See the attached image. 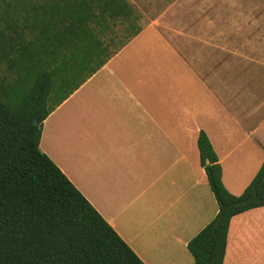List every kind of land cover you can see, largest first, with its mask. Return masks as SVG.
I'll return each mask as SVG.
<instances>
[{
  "label": "crops",
  "instance_id": "0c3cea01",
  "mask_svg": "<svg viewBox=\"0 0 264 264\" xmlns=\"http://www.w3.org/2000/svg\"><path fill=\"white\" fill-rule=\"evenodd\" d=\"M125 1L103 31L114 52L46 116L39 147L145 264H193L187 243L218 211L199 131L232 194L264 158V0ZM149 68L168 69L169 91L160 78L145 93ZM223 264H264V206L231 218Z\"/></svg>",
  "mask_w": 264,
  "mask_h": 264
},
{
  "label": "trees",
  "instance_id": "16d2710c",
  "mask_svg": "<svg viewBox=\"0 0 264 264\" xmlns=\"http://www.w3.org/2000/svg\"><path fill=\"white\" fill-rule=\"evenodd\" d=\"M125 7L0 0V264H145L39 147L46 116L114 52L103 31ZM196 142L218 211L187 249L193 264H223L231 218L264 206V158L235 195L203 130Z\"/></svg>",
  "mask_w": 264,
  "mask_h": 264
},
{
  "label": "rangeland",
  "instance_id": "374dc122",
  "mask_svg": "<svg viewBox=\"0 0 264 264\" xmlns=\"http://www.w3.org/2000/svg\"><path fill=\"white\" fill-rule=\"evenodd\" d=\"M119 36H121V34H119ZM111 68H113V70L119 69L117 67H114L113 65L111 66ZM122 71V74H126V71H130V75H133L134 73L136 74L137 71H139V74H136L138 78L141 77L142 73H141V68H122L120 69ZM173 71V69H172ZM168 69H155V68H149V69H145V93L148 94H152V93H158L162 87V84L160 83L159 79L162 80L163 83V87L165 91H169V85L168 83L171 81L172 76H168L167 75ZM151 74V76H149L148 74ZM4 70H3V66L0 65V78L2 77V75H4ZM135 84H138L140 82H138L137 80H134ZM138 86V85H137ZM183 93H190L192 95H205V90L203 88V85H183ZM206 95H211L210 92L206 91ZM214 95H220L218 94H214ZM221 102V99L219 100ZM214 108L215 110H217L218 112H221V104H219L215 99H214ZM231 111H233L231 109Z\"/></svg>",
  "mask_w": 264,
  "mask_h": 264
},
{
  "label": "water",
  "instance_id": "95a60500",
  "mask_svg": "<svg viewBox=\"0 0 264 264\" xmlns=\"http://www.w3.org/2000/svg\"><path fill=\"white\" fill-rule=\"evenodd\" d=\"M33 122H34V123H36V122H37L36 115H35V116H34V118H33ZM206 162L208 163V162H209V160H206Z\"/></svg>",
  "mask_w": 264,
  "mask_h": 264
}]
</instances>
